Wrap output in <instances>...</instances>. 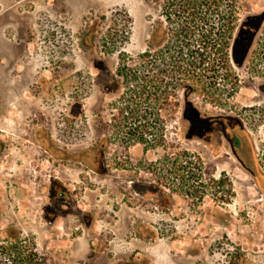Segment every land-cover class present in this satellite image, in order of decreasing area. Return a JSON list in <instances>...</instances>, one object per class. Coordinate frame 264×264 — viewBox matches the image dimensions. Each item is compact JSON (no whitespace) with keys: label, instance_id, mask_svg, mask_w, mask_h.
I'll return each mask as SVG.
<instances>
[{"label":"rangeland","instance_id":"obj_1","mask_svg":"<svg viewBox=\"0 0 264 264\" xmlns=\"http://www.w3.org/2000/svg\"><path fill=\"white\" fill-rule=\"evenodd\" d=\"M73 12L35 8L43 24L29 78L5 86L0 243L12 230L48 264H264V21L244 25L259 30L236 47L232 76L222 50L239 20L264 14V0H81L76 21ZM194 22L190 34L222 46L208 57L218 72L207 73L219 100L180 90L163 111L165 147L126 150L109 128L124 92L121 56L147 51L158 26L171 36ZM232 130L247 138L253 168L228 155ZM74 155L84 163L70 162Z\"/></svg>","mask_w":264,"mask_h":264},{"label":"trees","instance_id":"obj_2","mask_svg":"<svg viewBox=\"0 0 264 264\" xmlns=\"http://www.w3.org/2000/svg\"><path fill=\"white\" fill-rule=\"evenodd\" d=\"M196 5L194 2L188 4L189 7ZM194 23L171 36L158 26L151 35L147 51L136 57L121 56L117 75L122 80L124 92L113 105L109 128L116 137L123 135L121 143L126 150L137 144L143 146L145 153L165 147L167 126L163 111L172 103V99L177 98L180 90L188 97L193 95L216 102L219 100L221 90L216 82L210 80L217 76L209 77L207 73L216 75L218 72V65L209 62L208 57L215 50L221 51L222 46L211 36L190 34L191 29L199 30L200 26ZM231 36L223 44L222 50L227 51L224 67L232 76L229 58ZM152 132H155L156 139L149 138ZM171 161L172 158L165 157L166 165ZM158 164L160 162L149 167L156 171ZM179 169L185 171L188 166L181 165ZM180 178L183 182L187 181ZM8 233V239L0 243V264H48L47 257L38 251L33 241L23 239L21 234L12 230Z\"/></svg>","mask_w":264,"mask_h":264},{"label":"flooded vegetation","instance_id":"obj_3","mask_svg":"<svg viewBox=\"0 0 264 264\" xmlns=\"http://www.w3.org/2000/svg\"><path fill=\"white\" fill-rule=\"evenodd\" d=\"M165 0H153L156 5H161ZM81 0H0V121L3 119V116L7 110L8 96L5 91V86L8 82L14 81L16 84H26L27 79L29 78L28 72H30V64L33 60V54L31 52L30 45L33 41V36L35 34V25L41 26L43 23H38V18L34 16L35 8L41 6L51 9H58L62 14L67 13V10H70L72 7L74 15L72 18L76 21L75 9L80 4ZM68 13H70L68 11ZM262 15V14H261ZM37 19V20H36ZM39 20H42L39 18ZM66 18L56 19L55 23L59 25L66 24ZM264 21V14L259 17H247L244 21L239 20V25L235 27L233 33L234 39V48L231 54V62H236L235 57L238 55V50H235L236 47L243 44V40L252 39L255 40V37L258 33L252 27L244 26L252 22ZM248 30V32H245ZM43 32V31H42ZM59 35V32L56 33ZM78 40L80 42L81 32H77ZM86 37V36H85ZM80 44V43H79ZM246 60V57L244 61ZM233 67H236V63ZM240 65V64H239ZM237 64V66L239 67ZM242 66V65H241ZM240 66V67H241ZM37 83L43 84V80H38ZM258 92L264 96V82L258 85ZM226 141L229 146L228 155L233 158L244 162L246 166L253 168V161L251 160V148L248 145L247 138L239 132L231 131L229 135H226ZM6 151V145L3 140L0 138V157ZM50 156L59 161H64V157H59L54 153V151L48 152ZM70 162L76 164H82L84 161L80 156H75L72 158L68 157ZM77 158V159H76ZM51 191H58L59 198L64 199L66 197V192L63 191L61 183L59 181H53L50 187Z\"/></svg>","mask_w":264,"mask_h":264}]
</instances>
